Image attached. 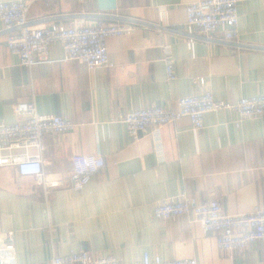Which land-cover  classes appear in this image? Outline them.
<instances>
[{"label": "crops", "instance_id": "0c3cea01", "mask_svg": "<svg viewBox=\"0 0 264 264\" xmlns=\"http://www.w3.org/2000/svg\"><path fill=\"white\" fill-rule=\"evenodd\" d=\"M194 1L33 0L34 25L138 22L132 34L108 38L115 65L94 70L79 60L22 65L0 21V122L17 121L14 105L33 99L40 113L76 123L70 132L44 137L45 171L64 183L47 195L33 177L0 166V232H15V264H50L54 254L71 250L114 255L127 264L146 251L198 264H264V240L224 251L217 234L205 233L188 215L153 214L156 204L183 194L219 200L227 214L264 208V115L237 126L233 111L208 112L201 129L182 117L162 130V161L152 137L134 141L121 120L138 109L176 107L179 97L206 90L229 101L264 94V0L239 5L233 42L223 39L222 29L209 38L187 24L186 6ZM167 44L174 80L166 72ZM49 55L63 57L59 41ZM94 153L105 157L104 168L83 190L72 189L71 157Z\"/></svg>", "mask_w": 264, "mask_h": 264}, {"label": "built area", "instance_id": "2783aa9c", "mask_svg": "<svg viewBox=\"0 0 264 264\" xmlns=\"http://www.w3.org/2000/svg\"><path fill=\"white\" fill-rule=\"evenodd\" d=\"M244 0H197L186 6L187 24L195 27L202 35L213 38L222 29L223 39L233 42L238 37L239 5ZM33 0L0 1V21L6 33L10 51L19 57L26 67L56 61L79 60L89 69L113 67L107 47L112 36L130 35L138 22L124 24H87L75 19L70 26L60 25L53 17L43 25H34L29 18ZM59 41L64 55L52 59L49 47ZM165 65L168 79L177 78L171 45L164 46ZM204 83V79H200ZM233 111L238 115L236 125L247 117L264 115V94L244 96L236 101L216 99L211 90L197 95H187L176 100V107L153 106L138 109L121 117L134 141L150 135L154 141L159 160L164 159L163 128L188 117L196 129L204 127V116L208 112ZM18 117L13 123L0 122V166L15 167L22 176L33 177L45 195L52 189L64 185L60 179L51 178L45 171L44 137L47 134L67 133L76 127L71 119L60 115L40 113L35 101L29 100L14 105ZM73 170L71 187L83 190L92 177L106 164L100 153L76 154L71 157ZM157 219H169L188 215L192 223L201 226L205 233L217 234L220 250H245L252 242L264 240V208L256 207L251 213L227 214L219 200L200 202L195 197L183 194L168 198L155 205ZM15 232H0V264H15ZM34 264V263H29ZM50 264H127L114 255L95 256L87 250H71L67 254H54ZM131 264H198L196 258L162 259L159 255L144 252L140 260Z\"/></svg>", "mask_w": 264, "mask_h": 264}]
</instances>
